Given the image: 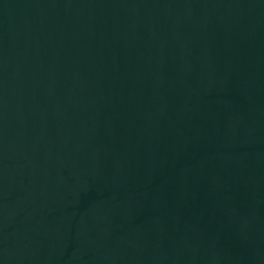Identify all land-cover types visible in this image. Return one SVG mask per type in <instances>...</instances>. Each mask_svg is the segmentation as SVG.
<instances>
[{
	"label": "water",
	"instance_id": "1",
	"mask_svg": "<svg viewBox=\"0 0 264 264\" xmlns=\"http://www.w3.org/2000/svg\"><path fill=\"white\" fill-rule=\"evenodd\" d=\"M0 264H264V0H0Z\"/></svg>",
	"mask_w": 264,
	"mask_h": 264
}]
</instances>
